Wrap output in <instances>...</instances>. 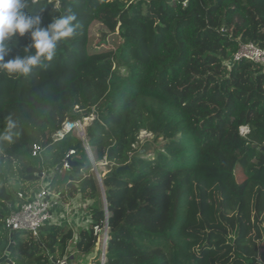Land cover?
I'll use <instances>...</instances> for the list:
<instances>
[{"label": "trees", "instance_id": "trees-1", "mask_svg": "<svg viewBox=\"0 0 264 264\" xmlns=\"http://www.w3.org/2000/svg\"><path fill=\"white\" fill-rule=\"evenodd\" d=\"M30 3L45 25L71 9L78 28L46 68L0 74V128L11 115L21 133L0 142L1 264H72L95 251L94 227L106 223L105 264H257L241 213L250 196L264 208V65L234 56L242 44L264 49V0ZM28 42L18 38L6 59ZM85 118L86 142L107 163L104 205L84 141L59 137ZM142 132L152 140L141 143ZM47 173L53 194L94 202L77 238L69 227L47 225L37 237L6 227Z\"/></svg>", "mask_w": 264, "mask_h": 264}, {"label": "clouds", "instance_id": "clouds-1", "mask_svg": "<svg viewBox=\"0 0 264 264\" xmlns=\"http://www.w3.org/2000/svg\"><path fill=\"white\" fill-rule=\"evenodd\" d=\"M30 0H0V74L11 78L28 77L37 68H46L53 61L62 42L77 34V15L71 9L64 14L52 15L50 23L32 14ZM27 36L23 54L9 59L18 38ZM16 119L8 116L0 128V142L13 144L20 136Z\"/></svg>", "mask_w": 264, "mask_h": 264}, {"label": "built area", "instance_id": "built-area-1", "mask_svg": "<svg viewBox=\"0 0 264 264\" xmlns=\"http://www.w3.org/2000/svg\"><path fill=\"white\" fill-rule=\"evenodd\" d=\"M242 59L250 60L254 63L264 65V49L258 48L254 44H242L239 48V51L234 56V61H239ZM81 123L79 121L76 122H67L64 124L63 130L60 133L59 137L63 138L65 134L79 132L81 130ZM81 139L84 141V147L87 149V142L85 138ZM41 152V148L35 146L32 155L34 157L38 156ZM75 155V151L71 150L66 158L64 159L62 165L65 170H69L71 168V158ZM44 175V174H43ZM98 178L100 179V175L98 174ZM20 198L23 196L20 194ZM60 196L53 194L48 186L45 188L39 189L35 194H33L31 200L25 202L18 212H14L11 214L9 218L6 220V227L10 231H27L33 234V236L37 237L40 229L47 225H52L55 215L54 210L61 205ZM105 208H107L105 204ZM107 215V212H106ZM102 235V260L103 264H105L106 260V248L107 242L109 239V228L106 223L104 227L95 226L94 234L98 236V238ZM60 264H66L65 261H62Z\"/></svg>", "mask_w": 264, "mask_h": 264}, {"label": "rangeland", "instance_id": "rangeland-1", "mask_svg": "<svg viewBox=\"0 0 264 264\" xmlns=\"http://www.w3.org/2000/svg\"><path fill=\"white\" fill-rule=\"evenodd\" d=\"M93 30H95V28H93ZM92 38H93L94 44L99 42L100 40L98 35L96 34L94 35V31H93ZM117 44H118L117 39L111 40L110 38H108L106 45H107V48L112 49V48H116ZM92 121H93V118H85L79 121L81 123L82 128L79 132H74V134L77 135L79 138L81 137L85 138V129ZM247 133H249V129L247 127L241 128L242 135H246ZM151 140H152V136L150 134H147L146 132L141 133L140 135L141 143H145ZM0 152H1V148H0ZM86 152L93 166V172L96 174V177H98V173L100 174L105 173L107 163L105 161L96 162L95 154L89 146H87ZM1 170L4 171V173H6L4 167H2ZM19 173L20 172L18 171V169L15 168L14 177L18 178ZM102 174L100 175L99 181H101ZM237 178H238V181L240 182L242 176H239L238 174ZM39 184H35L33 185V187L37 189ZM241 219L245 227L244 230L246 232V238H249L252 241L253 247L251 248V251L253 255L255 254L257 264H264V260L260 257L261 248L264 243V208L256 207L254 204V198L252 196L248 198V204L245 206V209L241 213ZM237 236H238V232H235L231 234V236L229 237V240L233 242L235 241Z\"/></svg>", "mask_w": 264, "mask_h": 264}, {"label": "crops", "instance_id": "crops-1", "mask_svg": "<svg viewBox=\"0 0 264 264\" xmlns=\"http://www.w3.org/2000/svg\"><path fill=\"white\" fill-rule=\"evenodd\" d=\"M100 175V173H98ZM53 174L47 173L42 175V179L40 181L39 186L37 187L35 194L39 189L49 187L52 181ZM98 181L99 178L97 177ZM101 183V181H99ZM101 186V185H100ZM56 194V193H55ZM61 195V194H56ZM101 198L104 205V193L101 187ZM61 205L54 210L55 219L52 223L54 226L59 227H69L75 233V237L77 238L78 232L83 229H88L92 223V215L90 213V207L93 205V201L84 200L80 195L75 197H60ZM103 231L101 236L98 238L99 245L95 249V251L88 256H75L72 257V264H103L102 260V247H103V239H102ZM73 248V247H72ZM99 252L101 253L98 257ZM98 257V258H97ZM75 258V259H74ZM99 262V263H98Z\"/></svg>", "mask_w": 264, "mask_h": 264}, {"label": "water", "instance_id": "water-1", "mask_svg": "<svg viewBox=\"0 0 264 264\" xmlns=\"http://www.w3.org/2000/svg\"><path fill=\"white\" fill-rule=\"evenodd\" d=\"M72 163V165H74V162H71ZM126 169H128V167H120V168H118V171H122V170H126ZM101 184V187H102V190H103V193H104V202L106 203V199H105V192H104V188H103V186H102V183H100ZM12 246H13V244H11L10 245V247L8 248V252L11 250V248H12ZM6 260V257L5 258H3L1 261H0V264L2 263V262H4ZM8 263H11L10 261H7Z\"/></svg>", "mask_w": 264, "mask_h": 264}]
</instances>
